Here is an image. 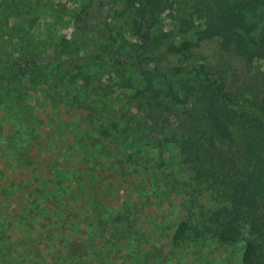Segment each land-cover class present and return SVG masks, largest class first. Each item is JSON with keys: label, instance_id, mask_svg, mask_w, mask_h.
<instances>
[{"label": "rangeland", "instance_id": "obj_1", "mask_svg": "<svg viewBox=\"0 0 264 264\" xmlns=\"http://www.w3.org/2000/svg\"><path fill=\"white\" fill-rule=\"evenodd\" d=\"M90 2L20 0L8 6L0 0L2 51L49 60L65 36L74 52L68 62H77L65 76L32 68L0 78V264H242L241 240L205 237L172 245L187 203L182 190L165 186L186 172L177 164L183 159L178 136L161 125L150 131L139 109L169 86L182 99L202 81L191 68L170 71L174 56L167 50L169 43L196 40L200 15L189 14L186 0H160L154 7L144 0ZM108 13L115 39L104 27ZM190 20L195 27L184 23ZM136 21L144 22L139 35ZM5 22L22 43L11 42ZM200 52L229 69L236 87L262 97L257 70L220 50L216 39L200 42ZM137 53L152 64L136 62ZM96 54L105 60L80 65ZM69 83L74 104L61 98ZM102 98V118L78 102L98 106ZM190 106L173 108L184 113ZM101 123L117 135H101Z\"/></svg>", "mask_w": 264, "mask_h": 264}, {"label": "trees", "instance_id": "obj_2", "mask_svg": "<svg viewBox=\"0 0 264 264\" xmlns=\"http://www.w3.org/2000/svg\"><path fill=\"white\" fill-rule=\"evenodd\" d=\"M5 1L12 6L20 0ZM158 3L160 0H144L150 7ZM186 5L191 9L190 15H200L201 28L194 31L195 41L182 39L167 45L168 52L174 56L169 70L177 74L191 68L202 81L195 84L197 87L192 86L185 98L181 99L169 86V89L155 93L145 104L139 103L143 116L150 121V131H158L161 125L164 132L178 136L177 154L183 159L177 164L186 172L172 178L165 186L182 190L187 203L183 206L184 217L171 234V243L178 246L205 237L221 242L241 240L244 243L241 263L264 264V0H186ZM109 14L104 27L111 36ZM185 14L186 10L183 11ZM192 21L184 23L195 27ZM136 23L135 33L139 35L144 22ZM4 25L11 42L16 39L22 43L23 38L11 30L9 23ZM210 39H216L220 50L231 53L247 69L257 70L262 97L246 94L234 85L229 69L216 67L203 52L199 53L200 42ZM3 43L0 34V78L23 74L32 68L49 69L65 76L76 68V61L68 62L69 54L74 52L70 39L65 36L59 39L58 55H51L49 60L32 59L30 53L14 57L10 52L2 51ZM113 53L119 54L117 46ZM136 57L152 64L148 55L137 53ZM104 60L100 54L87 55L80 65ZM113 60L122 61L115 57ZM151 67L159 70L158 66ZM71 84L62 86L64 94L61 98L67 104L77 102L68 89ZM78 102L91 112V116L98 113L99 118L104 116L101 106L106 101L103 98L98 101V106L87 105L80 99ZM187 102L191 106L184 113L173 108L175 103ZM142 123L138 122L139 126ZM100 127L104 137L117 135L109 126L101 123ZM235 129L240 130L239 135ZM171 170L173 174L174 166Z\"/></svg>", "mask_w": 264, "mask_h": 264}, {"label": "flooded vegetation", "instance_id": "obj_3", "mask_svg": "<svg viewBox=\"0 0 264 264\" xmlns=\"http://www.w3.org/2000/svg\"><path fill=\"white\" fill-rule=\"evenodd\" d=\"M122 60H125V58H122ZM138 60H139V59H137V62H138ZM138 63H143V64L146 65V64H148V61H144V62H143V61L140 60V62H138Z\"/></svg>", "mask_w": 264, "mask_h": 264}, {"label": "water", "instance_id": "obj_4", "mask_svg": "<svg viewBox=\"0 0 264 264\" xmlns=\"http://www.w3.org/2000/svg\"><path fill=\"white\" fill-rule=\"evenodd\" d=\"M137 60V59H136ZM138 62H140V60H138Z\"/></svg>", "mask_w": 264, "mask_h": 264}]
</instances>
